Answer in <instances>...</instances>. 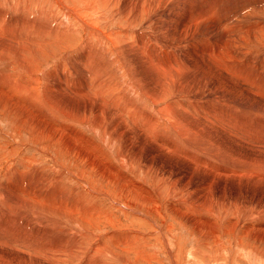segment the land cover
<instances>
[{
	"label": "rangeland",
	"instance_id": "1",
	"mask_svg": "<svg viewBox=\"0 0 264 264\" xmlns=\"http://www.w3.org/2000/svg\"><path fill=\"white\" fill-rule=\"evenodd\" d=\"M193 1L195 2L193 3ZM220 1H222V3ZM240 1L241 0H231V1L230 0H219L220 2L219 4L218 0H217V3H216V0H214V2L213 0H199V1L185 0L187 5L191 8L190 9L191 12H195L196 9H198L196 12H200L201 14H203L202 11H204V14L202 16H204L205 19H207V20H204V18H201V20L197 19L198 21H203L202 25L200 22L196 20L194 24L197 23L196 24L197 28L195 29V25H193L194 28L190 32L191 35L190 34L189 35L192 36L195 31L198 32L197 30L201 32L203 31L202 28L206 27L203 31V33H205V39H207L209 36L211 39L209 38V40H207L210 42H206L205 44H203V46L206 49V52L202 48H198L195 44L191 42L188 43L187 48L182 53H179L177 50L174 51L172 55L176 57L175 68H181V67L192 68L199 59L205 56L204 57L205 59L203 58L201 65L197 66V68L200 67L201 69L198 68L199 70H202V69L205 70L206 71L205 73H207L208 69L213 70L214 68V70H217V69L222 70L224 68V71L226 73L223 70L221 72L224 74L222 75L223 76L222 79L225 78V80H221V76L220 77L218 76V78L222 81V83L225 81L227 82L229 81L230 83L229 82L228 83L230 85H228L227 83L222 84L221 81L219 80L218 83L219 84L221 83V84L220 86L217 84L216 88L217 86H218V89H221L223 87L221 89L222 93L219 92V94L217 93L218 89L215 88L217 92L214 89H211L210 84H209V88H208V85L206 86L207 87L206 89H204L205 87L201 89H196V90L195 88H191V87L186 88L187 90L184 88L186 93L183 91L182 95L186 94L185 99L188 98V100H190L191 98V100L190 101L186 100L187 102L185 100H181L182 102H184L183 107L180 106L179 102L175 103V106H177V108L179 107L181 108V109H176V110L180 114H182L183 118L186 116V118H184V121L186 122L182 120L183 118H181V115L177 113L175 109L173 111L172 106H168L171 113L176 112L177 115H179L177 117L175 113L172 115V118L175 120V118L177 117L176 118L177 120L183 121L186 125L185 126L183 122L179 121L180 123L183 124V125L181 124L180 125L185 130L184 132L177 131L176 133V131H174L175 134H173L169 131L170 133L169 132L163 133L166 137H169V138H170V135L172 134L173 135V136L171 135L172 140H174V135H175V140L177 141L179 140L178 134L179 136H182V138L185 137L184 139H181L185 141V142L183 141L185 144L182 142L181 143L182 147H181V144L180 146L176 145L173 148L174 149L173 153L170 152L168 154L164 152L163 150L157 148L156 145L152 143H148L147 145H145L147 147H145L141 153L137 154L138 156L132 155L133 158H135L133 159L131 155L129 154L134 153V151L130 148L129 150L125 149V145H124V139L126 138L125 136L124 137L117 136L114 131L110 130L109 127H107V125L103 129H100L102 127H99L98 128L99 132H94V131L92 132V130L90 129L91 121H88L85 123L80 122L78 117L77 119L75 118L77 116L76 114L77 112L71 113L72 115L76 114L75 116L73 115L74 118L72 117V115L69 117L64 116L66 117V119L72 118L71 120H65L69 125H72V130L70 127V131L65 130L66 133L65 132L62 133V131H58V128L56 127L54 128V125H53V123L55 122L54 120L58 119V117L56 118L55 114L53 116V113L58 114V111H57L58 107L61 108L63 105L66 108L65 107H62V108L63 109L65 108V110L67 109L66 110L67 112L69 111L68 110L69 106L71 105L75 106V103L69 99L68 94L64 95L66 94L65 92L64 94L62 92L63 95L57 93L58 91H56L57 95L50 94V96L52 97V100L47 105L42 104L43 106L38 103L40 99L39 101L38 99L36 100L34 99V102L37 101L36 104L38 103L40 108L37 106L38 104L36 105L37 106L36 107L35 104H33V102L30 99H28L27 108L29 111L28 110L26 111V122L27 123L23 125V128L22 126H20L19 128L18 120H16L18 118L16 117V115L13 116V114L9 115L8 113H2L0 111V147H1L0 148V185H1L0 188L2 187V189L4 190L5 187L3 186H5V183H7V184H12L11 188L14 191H16V192L12 191L11 192L12 198L10 197L11 199H14L13 197H15V199L13 200L15 205L12 201L7 200V198L3 200L0 197V200H1L0 202L4 203L1 205L3 209L2 210L0 209L1 210L0 211V215H1L0 216V264H3L2 258L8 257L6 248L11 249L8 251L14 252L13 246L11 244H5V242H8L13 239H17L18 241H20V243L24 241L26 244L25 247H27V252H24V253L18 252L16 254V255H19V257L24 256V258L26 259L25 260L26 262L22 263L20 261L21 259H17L16 257H14L13 263L11 264H28V263L30 264H37V263L38 264H89V263L95 264L97 260L96 258L99 255L103 256L102 257L103 261L101 260L100 262L101 264H264V154H263L264 153L263 152L264 151V59H263L264 46L261 47L262 45H264V39H263L264 38V33H263L264 32V26H263L264 25V17H263L264 16V13H263L264 12V9H263L264 0H260V1L259 0H246V1L242 0L241 2ZM244 1L246 2L245 4H244ZM231 3L233 4V8H232ZM222 5H225V6H222ZM216 6L218 7L215 8ZM219 7H221L223 10ZM228 7H231L230 8L231 10H229ZM260 7L261 9H259ZM215 10L217 13L215 12ZM250 10H254V11L256 10V11L250 12ZM257 10L259 11L257 12ZM261 10L263 12H261ZM225 11L230 12V15L229 13L227 14V12ZM241 11H243L244 13H242ZM205 12L208 13L207 17H206ZM209 12L211 13V16L215 13L213 17L209 15ZM146 13H149V11ZM144 14L145 12L143 13V17L145 16ZM222 15L224 16V21H222L221 23L216 22L218 17L223 18ZM172 16L174 18H177V16H174L173 14ZM216 16L217 18H215ZM225 17H232L236 21L232 20L228 22L227 19H225ZM256 18H258V20L259 19L261 20L263 18L262 20L263 25L260 22V20L255 21ZM237 19H240L238 20L239 22H237ZM254 21H255V24H254ZM258 22H260V24ZM228 23L231 25H228ZM236 23L238 24V26H235L237 25ZM121 24H125V22L122 20H120L119 22L111 21L106 28L107 30H110V28L118 30L120 26H122ZM206 24L210 28H208ZM221 24H223L222 25L223 27L221 26ZM233 25L235 26L234 30L231 29L233 28ZM253 26L255 28H251ZM136 28L144 30L143 22H139V24L137 23ZM159 28H162V29H159ZM159 28L157 27V29L155 30L160 31L161 36L157 34L159 32L154 31L155 34H157V36L160 38H162L163 36L166 37L167 32H165L164 28L162 26H159ZM214 28H217V29H214ZM223 28H224V31H223ZM205 30L207 32L209 31L210 34L212 33L211 35L213 36V38L209 33L207 34ZM232 31L233 32L236 31V32L233 33ZM222 33H224L225 36ZM233 34L234 35L236 34V36L234 37ZM257 34L259 36H257ZM206 35H209V36H206ZM216 36L217 37L220 36V37H218V39H215ZM246 36L247 37L249 36V37L247 38ZM250 36H252L251 41H248V39H250ZM165 37L162 39H165ZM224 37L225 39H222ZM40 38H43L46 42H48V44L45 45V49L43 50L42 55L37 60H29L24 55H20L19 57H16V58L10 57L7 59V62L3 60L1 62L2 64L0 63V70H11L10 73L15 76H19V70H28L30 73H27L26 76H27V79L30 81V86L34 87L33 88L34 90L32 92L33 93L35 92L36 97L33 96L35 98H39L37 94L40 95L41 94L40 89L42 88L41 90L43 91L44 86L47 85L48 83L55 84V83H58L60 80L69 79V81H72V83L74 82L73 84H79L85 76V70L78 63V58L82 54L81 53L82 51H79L80 46H81L79 45L80 38L75 40L74 44L77 43L75 46L69 47V48H62L60 50H58L57 48L56 51L48 50V47L53 48V43L51 42L48 35L40 37ZM219 38H221L222 40L221 39L219 40ZM254 39L257 41H255ZM211 40L213 41L211 42ZM214 40H217L216 42H218L217 43L218 45L219 44L220 46L222 45L221 47L219 46L221 49L223 46H224L223 48L225 49L227 47V44L230 42L234 46L232 44L231 45L228 44V45L234 47L235 50L232 47L228 46L225 50V52L226 51L227 52L226 53L222 52L224 50L220 51L221 49L220 50L218 49V45L216 43H213L215 42ZM228 40L229 42H227ZM221 41H223V44ZM224 41L227 43H225ZM256 42H258V44L260 45H257ZM236 44L240 48L239 50H238V47L237 49L235 48L237 46ZM242 46L243 47L245 46V47L243 48ZM228 48L229 50H227ZM216 49L217 51H219V54H217L218 52L216 51ZM241 49H244V50H241ZM249 49L251 50L249 51ZM231 50L232 51L234 50V51L232 52ZM220 52L222 53L220 54ZM244 52H248V53L244 55ZM250 52L252 53L250 54ZM209 53L211 55H209ZM232 53H233V56H231ZM213 54H214L213 56L214 59H212ZM215 54L218 56L220 55V56L217 57L215 56ZM226 54L227 56L225 57ZM235 55L236 57L239 56L237 57L238 60H236L237 58L235 57ZM156 56H159V55L156 53ZM179 56L182 58H179ZM209 56H211V58H209ZM223 56L225 58L224 60H223ZM161 57H165V56H161ZM231 57L232 59L230 60ZM153 60L154 59L150 60V63H152ZM233 60H235V63L237 61V64H235ZM71 61L73 62L68 63ZM138 61L136 60V62ZM241 61H242V64H241ZM128 62L126 61V64L124 65L125 68H128L131 65H132L131 68H135L137 65V69L143 70L142 68H138L139 65L138 63L136 64L135 60L133 61L131 60L129 62L130 65L127 64ZM61 63L63 64V66L68 64L69 66L66 65L67 67H69L68 70H59V66ZM203 63L205 66L201 67L203 66ZM227 63H229L228 65L229 67H227ZM134 64H136L135 67H133ZM139 64H140V67L141 65L143 66L142 62ZM243 64H245L246 66L245 65L242 66ZM211 65L213 66L211 67ZM247 66L251 68L253 71L251 69H248ZM206 67L208 69H206ZM230 67H232V69ZM237 67H238V72L240 73L239 75L236 72ZM241 67L243 69H240ZM72 68L73 69L75 68L76 70H73ZM131 68L130 70L127 69L126 71H128L129 73L130 71H132L130 73L131 75L132 73L135 74L136 70L131 69ZM246 69L248 70V72H246L247 75L249 76V73L251 74L249 77H246V74H245ZM249 70H251L252 73ZM76 71L78 72L77 74L75 73ZM114 71L115 72L118 71V73H120L119 72L120 70H113V72ZM241 71L243 73L242 75H241ZM228 73L230 74L231 77L233 75V77L238 79V82L234 80V82L237 83L236 85L234 84V82L232 83L233 79L235 78L232 77L233 78L232 79L231 77H226L227 75L229 76ZM207 74H209L208 78L212 76L211 72ZM207 74H204L206 75L205 76L206 78H207ZM40 75L42 76L44 75L43 77L45 78H43L42 79L43 81H41V83L38 84L39 86H36L35 83H36L37 77ZM169 75H171V72L168 74V76ZM229 78L232 80H229ZM239 78L243 80H240ZM251 79L253 81L252 83H251ZM242 81L245 83H243ZM224 84L227 87L228 86L229 87L227 88L226 86H224ZM231 85H234V86H231ZM238 85H240V87L242 86L243 87L242 89L244 91L240 89ZM236 86L239 87L238 89L240 90L235 88ZM36 87L38 88V90ZM143 87L146 88L145 81H143ZM156 87H158V90L160 91L162 95H165L168 89L167 80L162 81L161 83L160 81L157 82L155 84V88ZM230 87L232 89H230ZM233 87L234 89H237L238 93L236 92V90L235 92H233ZM247 87L252 88L250 89L251 91L249 90L250 92L249 95H246L248 93ZM35 88L37 91L35 90ZM67 90L68 89H64V91L66 92ZM189 90H191L190 93H189ZM197 90L202 91L203 93L204 91L208 93L209 90H211L212 92L214 90L215 94L210 91L212 95H209V96L211 97H209L206 92H205L206 96H205V93L204 94L201 93L202 95L200 94L197 95V92H198ZM239 91H242V93ZM187 92L191 95L193 94L194 95L193 98L196 96L195 99H193L189 94H187ZM174 93L175 92H173V94L171 93L167 94V96L169 97L165 96V98H163L162 100L164 101L165 99V101L167 100L168 102H170L171 100L173 101L174 99L173 96H175V99L177 97V94L175 93L176 94L175 95ZM228 93L229 95L231 94V96H229ZM234 93L236 96L234 95ZM239 93H241L242 95L241 94L239 95ZM237 94L238 96H240L239 98H237L238 97ZM170 95H172L171 98H170ZM214 95H216V97ZM218 95H220L222 98ZM243 95L244 96L246 95L245 96L246 98ZM54 96L55 98L58 97L57 98L58 100H55ZM61 96H63L61 99H63L65 103L62 100H59ZM65 96H68V99H66L67 97L64 98ZM213 96L215 98H213ZM226 96L228 98L233 96L235 103L232 102L233 101L232 98L230 102V100ZM241 96L246 100L248 98V100L244 101V99L241 98ZM206 97H209V98H206ZM217 97H220V98H217ZM223 97H225V99ZM201 98H203V100ZM213 99L214 101L216 99L215 103H213L214 102ZM197 100H199V102H197ZM222 100L223 101L225 100V102H223ZM163 101H160L159 102L160 104L158 103V107L160 108L166 107V106H163V103L165 105L168 102L165 103V101L164 102ZM218 101L220 104L217 103ZM51 103L52 105L54 104L55 107L57 108L55 109L54 105L51 106ZM56 104H58V106ZM241 104L243 107L241 106ZM29 106L30 107L32 106V107L30 108ZM41 106L43 107V110L45 111L47 107L50 106L48 108V111L50 110V112L46 111L45 113V111L42 110L45 113L44 114L40 110L42 108ZM233 106H236V107H233ZM51 107H53V109ZM185 107L190 110L188 109L185 110ZM38 108L40 111H38ZM183 109L185 112L191 111L192 113L190 112L185 113L184 111H182ZM195 109H197V111ZM30 110H33V111H30ZM51 110H55V111L53 112ZM214 111L215 113L216 112L217 113L215 114ZM47 113L48 115L50 114L53 117H51L50 115L47 116ZM190 114L191 115L194 114L195 116L198 114L199 117L203 115V117L198 118V115H197L196 118L194 119L195 116L193 115L194 116L193 117ZM29 115L30 117L28 119L27 116ZM174 115L175 117H173ZM214 116H217L215 119L216 123H214L215 122V120L213 119L215 118ZM209 117L214 122L212 121L209 122L208 120ZM189 118L190 119L192 118L193 121L190 120ZM30 119H32V121ZM34 119H36L35 122H33ZM201 119H204L203 122H201L202 121ZM219 119H223V120H219ZM45 120H47L46 122H48L47 125L49 126L46 125ZM187 120L189 122L188 126H187V123H188ZM194 120L196 123L194 122ZM217 120H219L220 122ZM29 122L30 123L33 122L32 126L37 127V131H36V128H33L30 126ZM175 122H178V121H175ZM204 122L205 123L208 122L209 126L207 123L205 125ZM221 122H225L224 123L225 125L224 124L222 125ZM227 122H229L228 124L231 123L229 127L228 126L226 127V125H228ZM56 123H58V121ZM191 123H194V124H191ZM195 124H198V125L204 124V127L208 126L207 128H209L211 132L214 129H216V131H218L217 132L218 134L215 133L216 132L215 130H214L215 132L213 131L215 134L213 132L210 133L209 130L206 131L207 128H204L202 125L200 126V128L203 127L205 133L202 131V133H200L199 135V132H201V130L203 129H199L197 125L196 127H198V129L194 128ZM212 124L213 125L216 124L215 127L212 126ZM25 125L26 127L24 128ZM189 125L191 126V128ZM134 126H136L135 123H134ZM231 126L234 129L231 128ZM27 127L30 128V129L28 128L29 131L26 130ZM186 127L187 128L189 127L188 131L186 130L187 129ZM192 127L195 130L194 132L195 133L197 132L196 135L195 133H193ZM105 128L109 130V132ZM17 129H19V131ZM32 129L34 130V132L36 131L38 134L36 135L35 134L36 132L35 133L32 132ZM158 129H159V132L163 131V128L159 127ZM189 129H192V130H189ZM13 130H16V131L14 132ZM101 130H106L105 132L109 134L108 139L111 137V135L112 137L114 136V138L120 137V141L117 142L116 140L114 142L115 144L113 143L111 146L114 152L117 151L116 153H113V151L107 150V148L105 147V144L101 142V138L98 137L99 136L98 133H100ZM196 130H199V132ZM8 131H10V134L11 132H14L11 134V137L14 142L12 141L13 143L10 142V144L6 145L5 143H7V139H8L6 137L8 136L5 135L4 133ZM77 131L79 132L81 131V132L79 133ZM48 132L50 133L51 137L49 136ZM182 132L185 134H181ZM208 132L212 135V137L210 134H208ZM40 133H41V137L43 136L42 137L43 140L39 136ZM46 133L48 135H46ZM167 134H170V135H167ZM122 135H126V133ZM208 135H210V138ZM33 136H35L34 137L35 139L33 138ZM47 136H49V139L47 138ZM54 136L57 138V141H59V143L56 141V138ZM192 136L195 139L198 137L197 140L200 141V143L198 141L197 143H194L196 142V140L194 141ZM201 136H204L205 142H207L205 145L208 144L210 148H208V145L205 147H202V145L204 146L205 142L201 144L202 141H204L202 139L203 137L200 138ZM39 137L42 141L39 139ZM46 139H48L49 141ZM67 139L71 141L67 142L68 141ZM82 140L85 142H83ZM206 140L210 142L208 143V141ZM211 140H213L214 144L211 142ZM92 141H94L96 144H99V147L101 148V150H105L104 155H100V154H95L96 156L92 155L93 150L94 152L96 150L100 152V148L96 149L92 147V144L90 145ZM53 142H55L56 144ZM198 143L201 144V146ZM60 144L61 146L63 144L64 145L61 147ZM195 144L202 147V149L199 152L197 151V149H195L196 151L195 150L193 151V148H196L194 146ZM10 145L16 148L14 152L9 151L11 147ZM81 145L88 146L91 150L88 147L86 148L87 149L86 150L85 147ZM183 145H185L186 147L185 146L183 147ZM187 146L189 148H187ZM3 147H5L6 150ZM120 147H121V150H120ZM233 147H235L236 149H234ZM60 148H63L62 150L63 151L65 150L66 152L65 151L62 152ZM255 148H256V151H254ZM189 149H192V151ZM118 150H120V152H118ZM194 152H196V154ZM211 152L212 154H210ZM250 152L251 153L256 152V153L251 154ZM126 153L128 154L129 157L127 156ZM178 153L179 155L181 154L182 156L181 155L179 156ZM81 154L83 158H81ZM118 154L119 155L122 154L121 156L125 155V158L127 159L126 160L127 162L124 161L125 164L118 160V156H117ZM198 154H200L201 157ZM205 154L206 155L208 154V156H204ZM98 155L100 156V159ZM183 155H187V156H183ZM209 155L211 156V159H208ZM79 158L83 159L84 161L86 160V158H88L91 161L87 159L85 163L83 160ZM99 160H101L102 162L101 161L99 162ZM58 162H61V163L59 164ZM119 162L124 165L120 166L121 164ZM16 163L20 164L19 167ZM100 163L101 165L103 163V166H101ZM58 164L59 166H57ZM211 166H214L215 170L212 169ZM15 168H19V169H16L18 170L19 173L15 171ZM206 170L208 172H206ZM8 171H9L10 177L12 176V174L15 175L11 177L12 179L8 178L4 174V173H8ZM20 171L21 172L23 171L22 172L23 174H21ZM216 171L221 172V173H218ZM217 173L218 175H216ZM222 173H224L225 175L223 176ZM76 174L78 176H76ZM19 176L22 178V180L20 179ZM37 177H39L40 179L43 178V180H40ZM208 177L210 178L212 177V179ZM13 178L14 179L16 178V179L13 180ZM25 178H27V180H25ZM17 179L19 180L20 184L19 183L16 184V182H18ZM23 180H25L24 181L26 182L25 184L23 183ZM28 180L30 183L28 182ZM39 180L42 181L41 184ZM117 181H119L118 182L119 184L117 183ZM36 183L38 185H36ZM27 185L29 186L27 187ZM39 185L41 186L39 187ZM20 186L23 190L28 191L29 195L32 192V194L30 195L31 199L28 195H24V196L20 195L22 198L19 196L20 193L17 192V190H21ZM30 186L32 187L31 189L29 188ZM34 187L36 188L34 189ZM25 188H28V190ZM51 188L52 189L54 188L53 189L54 192L52 191ZM2 189H0V191H3ZM50 189L51 191L49 192ZM57 189H58V192H56ZM46 191L47 193H45ZM34 192H36L37 194ZM59 192L63 193V195L66 194L68 197L66 195H64L65 196L64 197ZM15 193H17V195H15ZM50 193H52L53 196H51ZM49 194L50 196H47ZM44 195H46V198ZM18 196L19 198H21V200L24 198L22 201H24V205L27 204L26 205L28 206L27 208H25L26 206L24 207V205H23L24 207L23 208L15 201ZM32 198L34 201L32 200ZM113 200L122 202L124 204L123 208H121L120 206H116L117 204L115 205V202ZM42 202L44 203L42 204ZM73 203L75 204V206ZM77 203H79L78 206H76ZM44 204H45V207H44ZM12 206H14L13 207L14 210ZM29 206H31L30 207L31 210L29 209ZM36 206H39V207L36 208ZM40 206H43L44 208H40ZM63 206L66 208V210ZM91 206L92 208H90ZM20 208H23L24 211L23 209L20 210ZM46 208H48L49 212L47 211ZM86 208L87 210H85ZM52 209L56 211H53ZM86 212L88 213L86 214ZM32 213L35 216H33ZM54 218L62 219L63 222L60 225L61 227H58V228L59 229L61 228L63 230L65 229L67 233L66 231L64 234L62 232L61 233L58 232L60 230L57 229L58 224L54 222ZM54 224L57 226H55ZM15 234L17 235L15 236ZM111 234H114V236L113 235L111 236ZM108 236H110L112 240H110L111 238H109ZM61 240H63L64 242L62 241L63 243H61ZM125 240L128 242H125ZM110 241H113V242H110ZM56 243H58L57 247H56L57 245ZM114 243H116V245ZM106 246L108 247V249ZM21 248L23 247H19L18 249H21ZM98 250H101V251H98ZM113 253L116 255H113ZM122 257L124 260L122 259ZM7 262L9 263V259Z\"/></svg>",
	"mask_w": 264,
	"mask_h": 264
},
{
	"label": "bare ground",
	"instance_id": "2",
	"mask_svg": "<svg viewBox=\"0 0 264 264\" xmlns=\"http://www.w3.org/2000/svg\"><path fill=\"white\" fill-rule=\"evenodd\" d=\"M192 1V0H191ZM199 1V0H197ZM231 1V0H230ZM242 1V0H241ZM240 1V2H241ZM246 1V0H245ZM244 1V4L246 3ZM260 1V0H259ZM176 2V4H175ZM0 0V63L4 60L5 62H7V59L10 58V57H19L20 55H24L25 57H27L29 60H37L41 55H42V52L43 50L45 49V45L48 44V42H46L43 38H40V37H43V36H46L48 35L51 42L53 43V48L52 47H48V50H60L62 48H69V47H73L75 46L77 43L74 44L75 40H77L78 38H80V41H79V45L80 46V49L79 51H82L81 53V58L79 57L78 58V63L79 65L85 70V76L83 78V80L79 83V84H73L72 81H69V79H65V80H60L58 83H55V84H50L48 83L47 85L44 86V90L41 91V94L37 96L39 98H35L36 94L35 92L33 93L32 91L34 90L33 88L34 87H31L30 86V81L27 79V76L26 74L27 73H30L28 70H19V76H15L13 74L10 73L11 70H0V111L2 113H8L9 115L13 114L16 115V117L18 119V125H19V128L20 126H22L23 128V125L26 122V111L28 110V105H27V100L30 99L33 104H35V106L39 103L40 105L42 104H48L50 103V101L52 100V97L50 96V94H54V95H57V93L59 94H64V92L66 94L64 95H67L69 96V99L75 103V106L71 105H67L69 106L68 107V112L65 110V106L63 105L62 107H65L64 109L61 107H58V114L56 113H53V116L55 114V117L58 119H55L53 125H54V128H58V131H62L66 133V131H70V127H71V130H72V125H69L65 120H71L72 118H68L66 119V117L64 116H71L73 112H77V116L75 117L77 119L80 120V122H88V121H91V130L92 132H99L98 128L99 127H102L100 129H103L106 125L107 127H109L110 130L114 131L116 133L117 136H125L126 138L124 139V145H125V149H132L134 151V153H131L129 155H131V157L133 158L134 155H137L139 153L142 152V150L147 147L145 145H147L148 143H152L154 145H156L157 148L163 150L164 152L166 153H170L174 151V147L177 145L180 146V144L184 141V140H181V139H184L185 137L182 138V136H179L178 134V141L175 140V135H174V140L171 139V135L170 134H167V135H170V138L169 137H166L163 133L165 132H171L173 134H175L174 131H185L181 125H185L184 122V118H186V116L183 118L182 117V114H180L176 109H181L180 107L177 108V106H175V103L179 102L180 103V106L183 107V103L181 100H187V101H190L186 98V92L184 90V88H195L196 89H201L203 87H205L204 89H206L207 85H208V88H209V84H210V87L211 89H214L216 91V89H218V86L216 88V85L218 84L220 86V84L222 83L221 80H225V78L222 79V75H224L221 71L223 70L224 71V68L222 70H209L207 67L206 69L207 70V73L211 72V75L210 78H208L209 74L205 73L206 71L205 70H199L197 66H200L201 63H202V60L203 58L199 59L197 61V63L192 67V68H188V67H181V68H175V64H176V57L172 55V53L174 51H178L179 53H182L186 48H187V45L188 43H193L195 44L198 48H202L205 52H206V49L205 47L203 46V44H205L206 42H210V41H207L209 40L210 36L209 35H206V36H209L207 39H205V33H203L204 29L206 28H202L203 31H199L197 30L198 32H192V36H190V32L192 31V29L194 28L193 25H195V29L197 28V23L194 24V22H196V20L200 19L201 18H204V20H207L205 19L204 16H202L204 14V11H202L203 14H201L200 12H196L198 9H196L195 12H191V8L187 5V3L185 2V0ZM189 2V1H188ZM195 1H193L194 3ZM214 2V0H213ZM219 2V0H218ZM222 3V1H220ZM219 2V4H220ZM208 3V2H207ZM216 3H217V0H216ZM255 3V2H254ZM260 3V2H259ZM206 4V3H205ZM212 4V3H210ZM215 4V3H214ZM232 4V3H231ZM235 4V3H234ZM262 5V4H261ZM202 6V5H201ZM207 6V5H206ZM210 6V5H209ZM222 6H225V5H222ZM251 6V5H250ZM260 6V5H259ZM208 7V6H207ZM218 6H216L215 8H217ZM252 7V6H251ZM257 7V5H256ZM263 7V6H262ZM214 8V9H215ZM221 8V7H219ZM225 8V7H223ZM229 10H231L230 8L231 7H228ZM232 8H233V4H232ZM211 9V8H209ZM213 9V8H212ZM222 9V8H221ZM227 9V8H226ZM248 9V8H247ZM251 9V8H250ZM261 9V7L259 8ZM264 9V8H263ZM208 10V9H207ZM223 10V9H222ZM225 10V9H224ZM234 10V9H233ZM149 13H146L148 12ZM201 11V10H200ZM209 11V10H208ZM207 11V12H208ZM211 11V10H210ZM247 11V10H246ZM251 11H254V10H250ZM256 11V10H255ZM254 11V12H255ZM259 10H257L258 12ZM145 12V16L143 17V13ZM216 12V10H215ZM227 12V11H225ZM242 13H244L243 11H241ZM261 12H263L261 10ZM217 13V12H216ZM229 13L230 15V12H227V14ZM264 13V12H263ZM262 13V15H263ZM172 14L174 16H177V18H174L172 16ZM206 17L208 15V13H206ZM213 14V13H212ZM215 14V13H214ZM213 14V15H214ZM233 14V13H232ZM261 14V13H260ZM209 15L211 16V13L209 12ZM213 15L211 17H213ZM221 15V14H220ZM224 15V14H223ZM222 15V16H223ZM235 15V14H234ZM237 15V14H236ZM221 16V17H222ZM227 16V15H226ZM239 16V15H238ZM243 16V15H242ZM143 17V18H142ZM252 17V16H251ZM264 17V16H263ZM209 18V16H208ZM217 18V16L215 17ZM236 18V17H235ZM253 18V17H252ZM225 19H227V21H236L235 19H233L232 17H225ZM242 19V18H241ZM255 19V17H254ZM120 20L124 21L125 24H121L122 26H120V28L118 30H115V29H111L110 30H107V26L108 24L111 22V21H117L119 22ZM197 20V21H198ZM213 20V19H212ZM238 20L240 19H237V22H239ZM251 20V19H250ZM260 20V19H259ZM258 18H256L255 21H259ZM262 20L263 18L260 20V22L262 23ZM224 21V16L223 18H220L218 17L216 22H222ZM225 21V22H227ZM255 21H254V24H255ZM139 22H143V25H144V30L142 29H139V28H136V25L137 23L139 24ZM201 23L202 25V22L203 21H198ZM215 22V21H214ZM260 22H258L260 24ZM199 23V24H200ZM245 23V22H244ZM253 23V22H252ZM257 23V24H258ZM205 24V23H203ZM234 24V23H233ZM237 24V23H236ZM247 24V22H246ZM207 25V24H206ZM210 25V24H209ZM212 25V24H211ZM223 24H221L222 26ZM228 25H231L228 23ZM251 25V24H250ZM263 25V23H262ZM159 26H162L165 30V32H167V36H163L162 38L165 37V39H162L160 37L157 36V34L159 36L160 35V31H157L155 29H157V27L159 28ZM219 26V25H218ZM217 26V27H218ZM235 26H238L235 25ZM235 26L233 25V28H230L231 29H235ZM252 26V25H251ZM264 26V25H263ZM146 27V28H145ZM199 27V26H198ZM208 27V25H207ZM215 27V26H214ZM223 27V26H222ZM226 27V25H225ZM224 27V28H225ZM261 27V26H260ZM201 28V27H200ZM199 28V29H200ZM210 28V27H208ZM224 28H223V31H224ZM228 28V27H227ZM251 28H255L254 26L251 27ZM259 28V27H258ZM159 29H162V28H159ZM213 29V28H212ZM214 29H217V28H214ZM239 29V28H238ZM201 30V29H200ZM221 30V28H220ZM219 30V31H220ZM247 30V29H246ZM259 30V29H257ZM159 32L157 34H155V32ZM194 31V30H193ZM206 31V30H205ZM227 31V30H226ZM229 31V29H228ZM231 31V30H230ZM240 31V30H239ZM238 31V33H239ZM249 31V30H248ZM207 32V31H206ZM211 32V31H210ZM218 32V31H216ZM233 32V31H232ZM236 32V31H234ZM233 32V33H234ZM242 32V31H241ZM245 32V31H244ZM164 33V32H163ZM209 33V31L207 32V34ZM221 33V32H220ZM227 33V32H226ZM230 33V32H229ZM228 33V34H229ZM249 33V32H248ZM256 33V32H255ZM264 33V32H263ZM190 34V35H189ZM210 34V33H209ZM212 34V33H211ZM210 34V35H211ZM224 34V33H222ZM221 34V35H222ZM166 35V34H165ZM217 35V33H216ZM227 35V34H226ZM234 35V34H233ZM243 35V34H242ZM247 35V34H246ZM250 35V34H249ZM261 35V33H260ZM212 36V35H211ZM215 36V35H214ZM225 36V34H224ZM236 36V34L234 35V37ZM241 36V34H240ZM257 36H259L257 34ZM220 37V36H218ZM218 37L216 36L215 39H218ZM247 37V36H246ZM249 37V36H248ZM247 37V38H248ZM251 37L250 36V39H248V41H251ZM213 38V36H212ZM229 38V37H228ZM227 38V39H228ZM231 38V37H230ZM239 38V37H238ZM256 38V37H254ZM259 38V37H258ZM188 39V40H187ZM211 39V38H210ZM221 38H219L220 40ZM222 39H225L222 38ZM221 39V40H222ZM264 39V38H263ZM239 40V39H238ZM255 40V39H254ZM261 40V39H260ZM213 40H211L212 42ZM215 42L213 43H218L216 42L217 40H214ZM231 41V40H230ZM257 41V40H255ZM222 44H223V41H221ZM225 42V41H224ZM229 42V40L227 41ZM225 42V43H227ZM245 42V41H244ZM247 42V41H246ZM263 42V41H262ZM260 43V42H259ZM212 44V43H210ZM229 45H231L232 43H228ZM227 44V47L229 46ZM243 44V43H242ZM246 44V43H245ZM250 44V42H249ZM257 45H260L258 44V42H256ZM263 44V43H262ZM218 45V44H217ZM226 45V44H225ZM233 45V44H232ZM237 45V44H236ZM210 46V45H209ZM212 46V45H211ZM220 44L218 45V49L220 50L221 46ZM234 46V45H233ZM264 45H262L261 47H263ZM224 47V46H223ZM222 47V52H225L226 48L224 49ZM229 47H232V46H229ZM238 45L235 47L237 49ZM243 47V46H242ZM241 47V48H242ZM245 47V46H244ZM243 47V48H244ZM260 47V48H261ZM234 49V47H232ZM247 48V47H246ZM259 48V47H258ZM240 48L238 47V50ZM264 49V48H263ZM214 50V49H213ZM229 50V48L227 49ZM235 50V49H234ZM233 50V51H234ZM241 50H244V49H241ZM247 50V49H246ZM251 49H249L250 51ZM211 51V50H210ZM217 51V49H216ZM232 51V50H231ZM232 51V52H233ZM77 52V51H76ZM219 54V51H217ZM220 52V54L222 53ZM227 52V51H226ZM225 52V53H226ZM236 52V51H235ZM240 52V51H239ZM243 52V51H242ZM262 52V50H261ZM156 53L159 55V56H156ZM216 53V52H215ZM248 52H244V55L247 54ZM252 52H250L251 54ZM68 54V53H67ZM76 54V53H75ZM78 54V53H77ZM80 54V53H79ZM261 54V53H260ZM263 54V53H262ZM209 55H211L209 53ZM243 55V54H242ZM258 55V54H257ZM264 55V54H263ZM68 56V55H67ZM66 56V57H67ZM161 56H165V57H161ZM208 56V55H207ZM214 54L212 55V59L213 58ZM215 56L219 57L218 55L215 54ZM227 56V54L225 55V57ZM233 56V53L232 55ZM74 57V56H73ZM124 57V58H123ZM230 57V56H229ZM236 57V55H235ZM234 57V58H235ZM239 57V56H237ZM236 57V58H237ZM245 57V56H244ZM260 57V56H258ZM179 58H182L179 56ZM209 58H211V56H209ZM208 58V59H209ZM152 63H150V60H152ZM205 59V58H204ZM207 59V57H206ZM224 56H223V60H224ZM232 59V57L230 58V60ZM240 59V58H239ZM264 59V57H263ZM63 60V59H62ZM133 61L136 60L138 62H136V64L138 63L139 67L138 68H142L143 70H140V69H137V65L134 64L133 67H135L136 65V69L135 68H131L128 67V68H125L124 65L126 64V61L130 62V61ZM219 60V59H218ZM229 60V61H230ZM238 60V58L236 59ZM210 61V60H208ZM221 61V60H220ZM234 63H235V60H233ZM232 61V63H233ZM73 61L71 62H68V63H72ZM76 62V61H75ZM129 62L127 64H129ZM143 64V66L141 65L140 67V64L141 63ZM213 62V61H212ZM216 62V61H215ZM214 62V63H215ZM239 62V61H238ZM66 63V62H65ZM133 63V62H131ZM207 63V62H206ZM211 63V62H210ZM2 64V63H1ZM218 64V62H217ZM216 64V65H217ZM221 64V63H220ZM223 64V63H222ZM237 64V61L236 63ZM240 64V63H238ZM241 64H242V61H241ZM67 66H69L68 64H66ZM63 66V64L61 63L60 66H59V70H68L69 67L67 66ZM130 65V64H129ZM229 63H227V67ZM231 65V64H230ZM233 65V64H232ZM245 64H243L242 66H244ZM7 66V65H6ZM78 66V65H76ZM204 63H203V66L201 67H204ZM209 66V64H208ZM213 65H211L212 67ZM215 66V65H214ZM218 66V65H217ZM216 66V67H217ZM222 66V65H221ZM237 66V65H235ZM246 66V65H245ZM2 67V66H1ZM5 67V66H4ZM75 67V65H74ZM223 67V66H222ZM9 68V67H8ZM71 68V67H70ZM111 68V69H110ZM131 69H134L136 70V73L132 75L130 74L132 71H130V73L128 71H126L127 69L130 70ZM194 68V69H193ZM232 69V67H230ZM234 68V66H233ZM248 69H251L247 66ZM73 69V68H72ZM145 69V70H144ZM147 69V70H146ZM168 69V70H167ZM201 69V68H200ZM212 69V68H211ZM228 69V68H227ZM230 69V70H231ZM240 69H243L242 67ZM42 70V69H41ZM71 70V69H70ZM73 70H76L75 68ZM72 70V71H73ZM80 70V69H79ZM112 70V71H110ZM113 70H120L118 73L117 72H113ZM127 72H125V71ZM252 70V69H251ZM249 70V71H251ZM40 71V70H39ZM78 71V70H77ZM75 72L76 74L79 72ZM83 71V70H82ZM110 71V72H109ZM209 71V72H208ZM232 71V70H231ZM234 71V70H233ZM245 71V70H244ZM253 71V70H252ZM251 71V73H252ZM135 72V71H134ZM171 72V75L168 76V74ZM204 72V73H203ZM225 72V71H224ZM230 72V71H228ZM238 75L240 74L238 72V67H237V71ZM248 70L246 69L245 71V74H246V77H249L251 74L249 73V76L247 75ZM62 73V72H61ZM73 73V74H75ZM80 73V72H79ZM83 73V72H82ZM226 73V72H225ZM41 74V73H40ZM71 74V73H70ZM72 74V75H73ZM81 74V73H80ZM79 74V75H80ZM204 74H207V78L205 77L206 75ZM229 74V73H228ZM242 71H241V75H242ZM244 74V76H245ZM46 75V73H45ZM82 75V74H81ZM235 75V74H234ZM44 76V75H43ZM42 75L38 76L37 77V80H36V83L35 85L36 86H39L38 84L41 83V81H43L42 79L45 78L43 77ZM52 76V74H51ZM74 76V75H73ZM218 76L220 77L221 76V80L218 78ZM242 76V77H244ZM47 77V76H46ZM55 77V76H54ZM75 77V76H74ZM73 77V78H74ZM225 77V76H224ZM226 77H231L230 74L229 76L227 75ZM233 77V75H232ZM231 77V78H232ZM241 77V76H240ZM48 78V77H47ZM46 78V79H47ZM53 78V77H52ZM81 78V77H80ZM235 78V77H233ZM232 78V79H233ZM253 78V77H252ZM210 79V80H209ZM227 79V78H226ZM229 78V80H232ZM240 79V78H239ZM245 79V78H244ZM167 80V85H168V89H167V93L165 95H162L160 93V91L158 90V87L155 88V84L157 82L160 81V83L162 81H165ZM221 81V83L219 84L218 81ZM228 80V79H227ZM234 80L236 82H238V79L235 78L233 79L232 83L234 82ZM240 80H243V79H240ZM51 81V80H50ZM56 81V80H55ZM54 81V82H55ZM143 81H145V86L146 88L143 87ZM246 81V80H245ZM248 81V80H247ZM53 82V81H52ZM229 82V81H228ZM227 81L223 82V83H227L228 85H230ZM234 82V84L236 85L237 83ZM243 82V81H242ZM241 82V83H242ZM252 79H251V83H252ZM222 83V84H223ZM245 83V82H243ZM249 83V82H248ZM46 84V83H45ZM240 84V82H239ZM32 85V84H31ZM44 85V84H43ZM249 85V84H247ZM251 85V84H250ZM224 86H226L224 84ZM231 86H234V85H231ZM240 87V85H238ZM245 86V85H244ZM56 87V88H54ZM222 87V85H221ZM227 87V86H226ZM224 87V88H226ZM229 87V86H228ZM227 87V88H228ZM239 87H235V88H239ZM249 87V86H248ZM247 87V88H248ZM252 87V86H250ZM37 88V87H36ZM35 88V90H36ZM141 88V89H140ZM216 88V89H215ZM220 88V87H219ZM223 88V87H222ZM221 88V89H222ZM243 87L241 86L240 89H242ZM246 88V89H247ZM254 88V87H253ZM64 89H68L67 92L64 91ZM203 89V90H204ZM221 89H218V94L219 92L222 93V90ZM230 89H232L230 87ZM229 89V90H230ZM237 89H234L233 87V92H237ZM238 89V90H240ZM245 89V90H246ZM252 89V88H248L247 89V94L246 95H249V90ZM38 90V88H37ZM36 90V91H37ZM145 92H143V91ZM187 90V89H186ZM209 90L208 93L206 91H204V93L206 92L209 95H212V93L215 94V92ZM227 90V89H226ZM243 90V89H242ZM56 91H58L56 93ZM69 91V93H68ZM183 91L185 92L184 94L185 95H182ZM191 90H189V93H190ZM194 91V90H193ZM198 91V90H197ZM196 91V92H197ZM211 91V92H210ZM244 91V90H243ZM251 91V90H250ZM173 92H175L177 94V97L175 99V96H173V101L169 100L170 102H168L167 100L165 101L168 102L164 105L163 103V106H166L164 108H160L158 107V103L160 101H163L162 99L166 97H169L167 96V94L171 93L173 94ZM210 92V93H209ZM228 92V91H227ZM226 92V94H227ZM232 92V91H231ZM242 93V91H239ZM38 93V92H37ZM174 93V94H175ZM187 92V94H189ZM195 93V92H194ZM201 93H203L202 91H198L197 92V95H202ZM203 93V94H204ZM206 93H205V96H206ZM216 93V95H217ZM225 93V92H224ZM238 93V92H237ZM239 93V95L241 94ZM62 94V95H63ZM175 94V95H176ZM196 94V93H195ZM225 94V95H226ZM244 94V93H243ZM118 97H116V96ZM192 98H193V94H189ZM187 95V96H189ZM216 95H214L216 97ZM224 95V96H225ZM229 95V93H228ZM235 95V93H234ZM242 95V94H241ZM245 95V96H246ZM35 96V97H33ZM60 96V95H58ZM68 96H65L64 98L68 99ZM151 96V97H150ZM204 96V97H205ZM213 96V98H215ZM220 96V95H218ZM231 96V94L229 95ZM236 96V95H235ZM238 96V94H237ZM244 96V95H243ZM244 96V97H245ZM251 96V95H250ZM63 96L60 97L59 100H62L64 102L63 99H61ZM153 97V98H152ZM172 97V95H170V98ZM196 97V96H195ZM195 97L193 99H195ZM201 97V96H200ZM199 97V98H200ZM203 97V98H204ZM211 97V96H209ZM209 97H206V98H209ZM221 97V96H220ZM220 97H217V98H220ZM227 97V96H226ZM240 96H238L237 98H239ZM248 97V96H247ZM253 97V96H252ZM58 98V97H57ZM57 98H55L54 96V99L55 100H58ZM169 98V99H170ZM203 98H201L203 100ZM222 98V97H221ZM225 99V97H223ZM228 98V97H227ZM231 98H232V102H234L235 100L233 99V96L228 98L231 102ZM236 98V97H234ZM241 98H243L241 96ZM240 98V99H241ZM246 98V97H245ZM34 99H40V101L36 104V102H34ZM168 99V98H167ZM197 99V98H196ZM205 99V98H204ZM227 99V100H228ZM244 99V98H243ZM206 100V99H205ZM204 100V102H205ZM211 100V99H210ZM228 100V101H229ZM238 100V99H237ZM236 100V101H237ZM248 100V98H247ZM246 99H244V101H247ZM67 101V100H65ZM163 101V102H164ZM186 101V102H187ZM193 101V100H192ZM196 101V100H195ZM201 101V100H200ZM214 101V99H213ZM216 101V99H215ZM215 101L213 103H215ZM221 101V100H220ZM223 101V100H222ZM227 101V102H228ZM41 102V103H40ZM57 102V101H56ZM60 102V101H59ZM194 102V101H193ZM197 102H199V100H197ZM212 102V101H211ZM210 102V103H211ZM225 102V100L223 101ZM249 102V101H248ZM65 103V102H64ZM174 103V104H173ZM178 103V104H179ZM219 103V101L217 102ZM222 103V102H221ZM235 103V102H234ZM239 103V101H238ZM241 103V102H240ZM29 104V103H28ZM39 104L37 105L39 108ZM69 104V103H68ZM160 104V103H159ZM188 104V103H186ZM220 104V103H219ZM230 104V103H229ZM50 105V104H49ZM54 105V104H53ZM52 103H51V106H53ZM58 106V104H56ZM60 105V104H59ZM175 108H174V106ZM195 105V104H194ZM218 105V104H217ZM226 105V104H225ZM234 105V104H233ZM34 106V105H33ZM36 106V107H37ZM43 106V105H42ZM41 106V107H42ZM45 106V105H44ZM162 106V107H163ZM168 106H172L173 108V111L174 109L177 111V113H179L181 115V118H183L182 120L184 121H180V120H177L176 118L179 116L177 115L176 112L174 113H171L170 112V109L168 108ZM179 106V105H178ZM207 106V105H206ZM220 106V105H219ZM223 106V105H222ZM232 106V105H231ZM242 106V104H241ZM30 107V106H29ZM32 107V106H31ZM30 107V108H31ZM50 106L45 107L46 111L47 112H50V110L48 111V108ZM55 107V105H54ZM194 107V106H193ZM233 107H236V106H233ZM238 107V106H237ZM243 107V106H242ZM38 108V111H42L43 110V107L39 110ZM53 109V107H51ZM57 107H55L56 109ZM191 108V106H190ZM195 108V107H194ZM192 108V109H194ZM220 108V107H219ZM34 109V107H33ZM188 108L185 107V110H187ZM191 109V110H192ZM222 109V108H221ZM36 110V109H35ZM190 110V109H188ZM197 111V109H195ZM194 110V111H195ZM214 110V108H213ZM29 111V110H28ZM30 111H33V110H30ZM37 111V110H36ZM37 111V112H38ZM45 111V110H43ZM42 111V112H43ZM45 111V113H46ZM51 111H55V110H51ZM184 111V109L182 110ZM195 111V112H196ZM222 111V110H220ZM250 111V110H249ZM20 112V113H19ZM36 112V114H37ZM41 112V114H42ZM185 112V111H184ZM183 112V113H184ZM192 113L191 111H186L185 113ZM193 112V113H195ZM219 112V111H218ZM31 113V112H30ZM33 113V112H32ZM44 113V112H43ZM44 113V114H45ZM70 113V114H69ZM144 113V114H142ZM176 113V118L175 120L172 118V115ZM215 113V111H214ZM217 113V112H216ZM215 113V114H216ZM220 113V112H219ZM225 113V111H224ZM223 113V114H224ZM232 113V112H231ZM76 114H73L74 116ZM212 114V113H211ZM227 114V113H226ZM4 115V114H3ZM50 115V114H49ZM48 113H47V116H49ZM72 115V117H73ZM186 115V114H185ZM191 115V114H190ZM194 115V114H193ZM191 115V116H193ZM198 115V114H197ZM196 115V116H197ZM210 115V114H209ZM213 115V114H212ZM211 115V117H212ZM51 116V115H50ZM51 116V117H53ZM195 116V115H194ZM193 116V117H194ZM196 116L194 117V119L196 118ZM201 116V114H200ZM207 116V115H206ZM204 116V117H206ZM229 116V115H228ZM28 119L30 117L27 116ZM45 117V116H44ZM175 117V115L173 116ZM188 117V116H187ZM203 117V115L201 116ZM199 117L198 115V118H201ZM215 118H213L214 120L216 119L217 116H214ZM222 117V115H221ZM40 118V117H39ZM50 118V117H49ZM74 118V117H73ZM197 118V119H198ZM210 118V117H209ZM209 122L212 121L214 122L211 118L209 119ZM44 119V118H42ZM46 119V118H45ZM180 119V118H178ZM190 119V118H189ZM228 119V118H227ZM231 119V117H230ZM32 121V119H30ZM29 120V121H30ZM36 119H34L33 122H35ZM41 120V119H40ZM50 120V119H49ZM53 120V119H52ZM51 120V121H52ZM190 120L193 121V119L191 118ZM189 120V121H190ZM199 120V119H198ZM202 120V121H201ZM200 121L203 122L204 119H201ZM206 120V121H208ZM219 120H223V119H219ZM217 120V121H219ZM44 121V120H43ZM47 120H45L46 122ZM50 121V122H51ZM58 121V123H56ZM175 121H178V122H175ZM183 122L180 123V122ZM191 121V122H192ZM197 121V120H196ZM199 121V122H200ZM32 123L29 122L30 126H32ZM37 122V121H36ZM73 122V121H72ZM188 122V120H187ZM195 122V120H194ZM211 122V123H212ZM220 122V121H219ZM217 122V123H219ZM17 123V122H16ZM48 122H46V125H47ZM134 123L136 124V126H134ZM196 123V122H195ZM209 126V123L206 122ZM206 123L204 122V124L206 125ZM216 123V120L215 122ZM222 125L225 123V122H221ZM229 122H227L228 124ZM233 123V122H232ZM28 124V125H29ZM77 124V123H76ZM181 124V125H180ZM189 122L187 123V126H188ZM191 124H194V123H191ZM199 124V123H198ZM198 124H195L193 127L194 128H197L199 127V129H203L204 127V124H201V125H198ZM17 125V124H16ZM17 125V126H18ZM27 125V124H26ZM26 125L24 126V128L26 127ZM45 125V127H46ZM196 125L198 127H196ZM202 128H200V126H202ZM216 124H212V126L215 127ZM225 125V124H224ZM230 124L226 125V127L230 126ZM49 126V125H47ZM186 126V125H185ZM190 126V125H189ZM208 126H205L204 128H207ZM236 126V125H235ZM247 126V125H246ZM41 127V126H40ZM163 128V131L162 132H159V129L158 128ZM184 127V126H183ZM192 127V129H193ZM211 127V126H210ZM223 127V126H222ZM225 127V126H224ZM16 128V127H15ZM21 128V129H22ZM29 127H27L26 130H28ZM33 128H36V131H37V127H33ZM43 128V127H42ZM48 128V127H47ZM51 128V127H50ZM53 128V126H52ZM187 128V127H186ZM189 128V127H188ZM188 128L186 129L188 131ZM191 128V126H190ZM231 128H233L231 126ZM12 129V128H11ZM30 129V128H29ZM106 129V128H105ZM192 129H189V130H192ZM211 129V128H210ZM225 129V128H224ZM234 129V128H233ZM19 131V129H17ZM25 130V129H24ZM39 130V129H38ZM44 130V129H43ZM53 130V129H52ZM57 130V129H56ZM66 130V131H65ZM74 130V129H73ZM88 130V128H87ZM107 130V129H106ZM106 130H101L100 133H98V137L101 138V142H103L105 144V147L107 148V150L109 151H113L111 146L112 144L117 140L120 141V137H116L114 138V136L112 137L111 133V137L108 139V135L107 132H105ZM209 130V128L206 129V131ZM216 131V129H214ZM213 130V131H214ZM12 131V130H11ZM14 132L16 130H13ZM17 131V132H18ZM29 131V130H28ZM35 131V132H36ZM45 131V130H44ZM50 131V130H49ZM57 131V132H58ZM104 131V132H103ZM109 132V130H107ZM111 131V132H112ZM195 130L193 129V133ZM199 132V130H196ZM202 131L204 132V129L201 130V132H199V135L200 133H202ZM212 131V132H213ZM214 131V132H215ZM14 132H11L14 133ZM32 132H34V130L32 129ZM34 132V133H35ZM39 132V131H38ZM52 132V131H51ZM79 132V131H77ZM81 132V131H80ZM79 132V133H80ZM113 132V133H114ZM169 132V133H170ZM179 132V133H180ZM181 133V134H185V133ZM210 133L211 130H209ZM208 132V134H210ZM213 132V133H214ZM218 131H216L215 133H217ZM222 132V131H220ZM219 132V133H220ZM230 132V131H229ZM247 132V131H246ZM45 133V132H43ZM49 133V132H48ZM53 133V132H52ZM51 133V134H52ZM72 133V132H71ZM75 133V132H74ZM78 133V134H79ZM126 133V135H122ZM192 133V131H191ZM197 133V132H196ZM195 133V135H196ZM205 133V132H204ZM214 133V134H215ZM5 135H7L8 138L7 139V143H5L6 145L7 144H10L13 143V139L11 137V134H10V131L8 132H5L4 133ZM18 134V133H17ZM16 134V135H17ZM20 134V133H19ZM33 134V133H32ZM36 135L38 134L37 132L35 133ZM77 134V133H76ZM101 134V136H100ZM218 134V133H217ZM216 134V135H217ZM231 134V133H230ZM233 134V133H232ZM237 134V133H236ZM3 135V134H2ZM15 135V136H16ZM46 135H48L46 133ZM194 135V134H193ZM194 135V136H195ZM207 135V134H206ZM204 135V136H206ZM211 135V134H210ZM210 135L209 138H210ZM13 136V135H12ZM41 137V133L39 135ZM45 136V135H44ZM49 136H50V133H49ZM49 136H47V138L49 139ZM53 136V135H52ZM56 136V135H55ZM54 136V137H55ZM58 136V135H57ZM65 136V135H64ZM85 136V135H84ZM83 136V137H84ZM173 136V135H172ZM177 136V135H176ZM184 136V135H183ZM204 136H201L200 138H202L204 141H202L201 144H203V142H205V138ZM35 136H33L34 138ZM38 137V136H36ZM39 137V139H40ZM43 137V136H42ZM41 137V138H42ZM51 137V136H50ZM193 137V136H192ZM196 137V136H195ZM212 137V135H211ZM215 137V135H214ZM56 138V137H55ZM67 138V137H66ZM65 138V139H66ZM70 138V137H69ZM68 138V139H69ZM78 138V137H77ZM81 138V136H80ZM91 138V137H90ZM177 138V137H176ZM35 139V138H34ZM37 139V138H36ZM46 139V140H48ZM53 139V138H52ZM64 139V138H63ZM67 139V140H68ZM79 139V138H78ZM194 141L196 140V142L194 143H197V139L198 137L195 139L193 137ZM17 140V139H16ZM41 140V139H40ZM43 140V138H42ZM41 140V141H42ZM54 140V139H53ZM60 140V139H59ZM62 140V139H61ZM65 140V141H67ZM72 140V138H71ZM70 140V141H71ZM84 140V139H83ZM82 140V141H83ZM86 140V139H85ZM123 140V139H122ZM187 140V139H186ZM209 140V139H208ZM206 140V141H208ZM13 141V142H12ZM49 141V140H48ZM56 141H57V138H56ZM55 141V142H56ZM69 140L67 142H70ZM88 141V140H87ZM100 141V140H99ZM2 142V141H1ZM36 142V141H35ZM53 142V143H55ZM59 143V141H57ZM64 142V140H63ZM78 142V141H77ZM81 142V141H80ZM85 142V141H83ZM185 142V141H184ZM183 142V143H184ZM200 143V141H198ZM210 141H208L209 143ZM211 142L213 143V140H211ZM18 143V142H17ZM190 143V142H189ZM188 143V144H189ZM198 143V144H199ZM207 142L204 143V146L202 145V147H205L207 145H205ZM56 144V143H55ZM65 144V143H64ZM63 144V145H64ZM67 144V143H66ZM92 144V147L98 149L100 148L99 147V144H96L94 141H92V143H90V145ZM115 144V143H114ZM185 144V143H184ZM187 144V145H188ZM193 144V143H192ZM201 144H199L201 146ZM211 144V143H210ZM214 144V143H213ZM16 145V144H15ZM58 145V144H57ZM62 145V146H63ZM68 145V144H67ZM76 145V144H75ZM80 145V144H79ZM78 145V146H79ZM89 145V146H90ZM199 145H194L196 148H193V151L195 149H197V151L199 152L202 147H200ZM236 145V144H235ZM238 145V144H237ZM11 146V145H10ZM17 146V145H16ZM61 146V144H60ZM61 146V147H62ZM81 146H84L85 149L88 147V146H85V145H81ZM152 146V145H151ZM185 145H183L184 147ZM190 146V145H189ZM193 146V147H194ZM215 146V145H213ZM20 147V146H19ZM67 147V146H66ZM91 147V146H90ZM110 147V148H109ZM134 147V148H133ZM181 147H182V144H181ZM186 147V146H185ZM192 147V146H191ZM1 148V147H0ZM5 150L6 148L3 147ZM9 148V147H8ZM21 148V147H20ZM77 148V147H76ZM82 148V147H81ZM89 148V147H88ZM187 148H189L187 146ZM186 148V149H187ZM208 148L209 145H208ZM212 148V146H211ZM234 149H236L235 147H233ZM248 148V147H247ZM16 148L14 147H10V152H14ZM22 149V148H21ZM61 150L63 148H60ZM66 149V148H65ZM68 149V148H67ZM70 149V148H69ZM79 149V148H78ZM90 149V148H89ZM88 149V150H89ZM178 149V148H177ZM182 149V148H181ZM199 149V150H198ZM207 149V148H206ZM204 149V150H206ZM240 149V147H239ZM251 149V148H250ZM254 149V148H253ZM40 150V149H39ZM72 150V149H71ZM80 150V149H79ZM78 150V151H79ZM87 150V149H86ZM91 150V149H90ZM120 150H121V147H120ZM120 150H118V152H120ZM124 150V149H123ZM192 151V149H189ZM238 150V149H237ZM65 151V150H64ZM62 150V152H64ZM102 151V152H101ZM104 151L105 150H101L100 148V152L98 150H96L94 152L93 150V156L95 154H100V155H104ZM131 151V150H130ZM196 151V150H195ZM209 151V150H208ZM207 151V152H208ZM212 151V149H211ZM251 151V150H250ZM256 151V148L255 150ZM262 151V150H261ZM260 151V152H261ZM66 152V151H65ZM72 152V151H71ZM70 152V153H71ZM107 152V151H106ZM117 152V151H116ZM113 151V153H116ZM123 152V151H122ZM184 152V151H183ZM214 152V151H213ZM264 152V151H263ZM8 153V152H7ZM73 153V152H72ZM89 153V152H87ZM128 153V151H127ZM126 153V154H127ZM180 153V151H179ZM178 153V155H179ZM196 154V152H194ZM204 153V151H203ZM239 153V152H238ZM251 153V152H250ZM256 153V152H255ZM255 153H251V154H255ZM6 154V153H4ZM75 154V153H74ZM73 154V155H74ZM107 154V153H106ZM184 154V153H183ZM212 154V152L210 153ZM246 154V153H245ZM259 154V153H258ZM264 154V153H263ZM80 155V154H79ZM122 155V154H121ZM121 155H117L118 156V160L123 162L126 161L127 159L125 158V155L121 156ZM133 155V156H132ZM181 155V154H180ZM179 155V156H180ZM200 155V154H198ZM10 156V155H9ZM85 156V154H84ZM87 156V155H86ZM89 156V155H88ZM96 156V155H95ZM99 156V155H98ZM97 156V157H98ZM116 156V157H117ZM128 156V154H127ZM138 156V155H137ZM178 156V157H179ZM182 156V155H181ZM183 156H187V155H183ZM204 156H208V154L204 155ZM258 156V155H257ZM129 157V156H128ZM201 157V155H200ZM246 157V156H245ZM262 157V156H261ZM78 158V156H77ZM81 158L82 157V154H81ZM79 158V159H81ZM103 158V157H101ZM187 158V157H186ZM88 158H86L87 160ZM97 159V158H96ZM99 159H100V156H99ZM106 159V158H105ZM135 159V158H133ZM175 159V158H174ZM182 159V158H181ZM208 159H211V156L209 155V158ZM83 160V159H81ZM85 160V161H86ZM90 160V159H88ZM103 160V159H102ZM117 160V161H118ZM261 160V159H260ZM84 161V160H83ZM84 161V162H85ZM91 161V160H90ZM89 161V162H90ZM93 161V160H92ZM101 160H99L100 162ZM102 162V161H101ZM106 162V161H105ZM108 162V161H107ZM127 162V161H126ZM21 163V162H20ZM24 163V162H23ZM29 163V162H28ZM33 163V162H32ZM59 164L61 162H58ZM86 163V162H85ZM98 163V162H97ZM120 163V162H119ZM260 163V162H259ZM17 164V163H16ZM31 164V163H30ZM59 164L57 166H59ZM122 165V163H120ZM18 167L20 164H17ZM22 165V164H21ZM55 165V164H54ZM94 165V164H93ZM101 165V163H100ZM112 165V164H111ZM119 165V164H118ZM117 165V166H118ZM15 166V165H13ZM97 166V165H96ZM103 166V163L102 165ZM119 166V167H120ZM22 167V166H20ZM62 167V166H61ZM124 167V166H123ZM206 167V166H205ZM13 168V167H11ZM63 168V167H62ZM196 168V167H195ZM204 168V167H203ZM207 168V167H206ZM212 169L215 170L214 166H211ZM16 169H19V168H15V171L18 172V170ZM22 169V168H21ZM24 169V168H23ZM28 169V168H27ZM32 169V168H31ZM67 169V168H66ZM208 169V168H207ZM246 169V168H245ZM11 170V169H10ZM53 170V169H52ZM65 170V168H64ZM141 170V169H140ZM147 170V169H146ZM205 170V169H204ZM210 170V168H209ZM213 170V172H214ZM29 171V170H28ZM145 171V170H144ZM200 171V170H199ZM203 171V170H202ZM7 172V171H6ZM11 172V171H10ZM21 172V171H20ZM23 172V171H22ZM21 172V174H23ZM137 172V171H136ZM146 172V171H145ZM206 172H208L206 170ZM218 172V171H216ZM16 173V172H14ZM36 173V172H35ZM72 173V172H71ZM210 173V172H209ZM218 173H221V172H218ZM218 173L216 175H218ZM227 173V172H226ZM231 173V172H230ZM237 173V172H236ZM8 178H11L14 174H12V176L10 177V174H9V171L8 173H4ZM20 174V175H21ZM73 174V173H72ZM109 174V173H108ZM190 174V173H189ZM192 174V173H191ZM223 176L225 175L224 173H222ZM221 174V175H222ZM253 174V173H252ZM261 174V173H260ZM4 175V176H5ZM19 175V174H18ZM110 175V174H109ZM114 175V174H113ZM213 175V174H212ZM211 175V176H212ZM227 175V174H226ZM236 175V174H235ZM15 176V175H14ZM17 176V175H16ZM25 176V175H24ZM76 176H78L76 174ZM118 176V175H117ZM261 176V175H260ZM20 177V176H19ZM40 177V176H39ZM37 177V178H39ZM49 177V176H48ZM47 177V178H48ZM124 177V176H123ZM6 178V177H5ZM36 178V180H37ZM55 178V177H54ZM76 178V177H75ZM78 178V177H77ZM119 178V177H118ZM210 178V177H208ZM215 178V177H214ZM7 179V178H6ZM12 179V178H11ZM16 179V178H15ZM13 178V180H15ZM20 179L22 180V178L20 177ZM40 179V178H39ZM111 179V178H110ZM115 179V178H113ZM121 179V178H120ZM119 179V181H120ZM124 179V178H123ZM212 179V177L210 178ZM8 180V179H7ZM12 180V182H13ZM25 180H27V178H25ZM25 180H23V183L25 184L26 182H24ZM40 180H43L40 179ZM39 180V181H40ZM117 180V179H116ZM115 180V182H116ZM122 180V179H121ZM18 182H16V184L19 183V180L17 179ZM31 181V180H30ZM76 181V180H75ZM117 181V183L119 182ZM126 181V180H125ZM29 182V180H28ZM33 182V181H32ZM42 181H40V184H41ZM57 182V181H56ZM108 182V181H107ZM10 183V182H9ZM30 183V182H29ZM28 183V184H29ZM38 183V182H37ZM36 183V185H38ZM111 183V181H110ZM113 183V181H112ZM123 183V182H122ZM15 184V183H13ZM20 184V183H19ZM35 184V182H34ZM119 184V183H118ZM121 184V183H120ZM1 186V185H0ZM12 184H7L5 183V187L4 190L2 189V187L0 189H2L3 191H0V197L1 199L5 200L7 198V200H10L14 203V199L15 197H13L14 199H11L12 195H11V192L14 191L12 188H11ZM29 185H27L28 187ZM35 186V185H34ZM41 185H39L40 187ZM43 186V185H42ZM49 186V185H48ZM24 187V186H22ZM37 187V186H36ZM34 187V189L36 188ZM52 187V186H51ZM21 188V186H20ZM30 189L32 188L31 186L29 187ZM38 188V187H37ZM45 188V187H44ZM55 188V186H54ZM53 188V189H54ZM28 190V188H25ZM52 189V188H51ZM51 189L49 190V192L51 191ZM52 189V191L54 192V190ZM59 189V188H58ZM58 189L56 192H58ZM38 190V189H37ZM36 190V191H37ZM43 190V189H42ZM31 191V190H29ZM34 191V190H32ZM45 191V190H44ZM16 192V191H14ZM17 192H19V196L20 195H28L30 197V195L28 194V191L26 190H23L21 188V190H17ZM38 192V191H37ZM40 192V190H39ZM30 193V192H29ZM36 193V192H34ZM47 193V191L45 192ZM61 193V192H59ZM14 194V193H13ZM37 194V193H36ZM51 196L52 193H50ZM47 195V196H50ZM63 195V193H61ZM15 195H17V193H15ZM55 195V194H54ZM57 195V194H56ZM66 195V194H64ZM63 195V196H64ZM142 195V194H141ZM19 196L17 197V199L15 200L20 206L23 207L24 205V201L21 200V198H19ZM45 198H46V195H44ZM58 196V195H57ZM67 196V195H66ZM72 196V195H71ZM70 196V197H71ZM111 196V195H110ZM115 196V195H114ZM143 196V195H142ZM11 197V198H10ZM43 197V196H42ZM65 197V196H64ZM68 197V196H67ZM73 197V196H72ZM112 197V196H111ZM44 198V199H45ZM51 198V197H50ZM54 198V197H53ZM148 198V197H147ZM146 198V199H147ZM31 199V197H30ZM49 199V198H48ZM74 199V198H73ZM72 199V200H73ZM115 199V198H114ZM33 200V198H32ZM46 200V199H45ZM63 200V199H62ZM70 200V198H69ZM76 200V199H75ZM74 200V201H75ZM119 200V199H118ZM143 200V199H142ZM1 201V200H0ZM27 201V199H26ZM31 201V200H30ZM34 201V200H33ZM47 201V200H46ZM58 201V200H57ZM73 201V202H74ZM80 201V200H79ZM78 201V202H79ZM114 201V200H113ZM40 202V201H39ZM64 202V201H63ZM72 202V201H70ZM115 202V205L116 206H120L121 208H123L124 204L120 201H114ZM1 203V202H0ZM7 203V202H6ZM33 203V202H32ZM44 202H42L43 204ZM81 203V202H80ZM4 204V203H1L0 204V207L1 205ZM74 204V203H73ZM79 203H77L76 206H78ZM8 205V204H7ZM13 205V204H12ZM15 205V203H14ZM17 205V204H16ZM18 205V206H19ZM27 205V204H26ZM24 205V207L26 206ZM33 205V204H32ZM83 205V204H82ZM70 206V205H69ZM75 206V204H74ZM81 206V205H80ZM85 206V205H84ZM6 207V205H5ZM10 207V206H9ZM8 207V208H9ZM14 206H12L13 208ZM23 207V208H24ZM28 206H26L25 208H27ZM31 206H29V209H30ZM39 207V206H36V208ZM44 207H45V204H44ZM43 206H40V208H44ZM61 207V206H60ZM64 207V206H63ZM62 207V208H63ZM72 207V205H71ZM70 207V208H71ZM86 207V206H85ZM84 207V208H85ZM16 208V206H15ZM19 208V207H18ZM23 208H20L23 209ZM65 208V207H64ZM88 208V207H87ZM87 208L85 210H87ZM92 208V206L90 207ZM1 210L3 209V207L0 208ZM39 209V208H38ZM47 211H48V208H46ZM0 210V211H1ZM12 210V209H11ZM14 210V208H13ZM31 210V209H30ZM53 210V209H52ZM51 210V211H52ZM59 210V208H58ZM66 210V208H65ZM77 210V209H76ZM89 210V209H88ZM91 210V209H90ZM5 211V210H4ZM8 211V210H6ZM24 211V209H23ZM22 211V212H23ZM34 211V210H33ZM53 211H56V210H53ZM63 211V210H62ZM72 211V210H71ZM83 211V210H82ZM39 212V211H38ZM49 212V211H48ZM77 212V211H76ZM75 212V213H76ZM24 213V212H23ZM88 212H86L87 214ZM22 214V213H21ZM30 214V212H29ZM39 214V213H38ZM77 214V213H76ZM99 214V213H98ZM33 215V213H32ZM69 215V214H68ZM97 215V214H96ZM1 216V215H0ZM23 216V215H22ZM35 216V215H33ZM82 216V215H81ZM78 217V215H77ZM85 217V216H84ZM39 218V217H38ZM80 218V217H79ZM71 219V218H70ZM75 219V218H74ZM38 220V219H37ZM77 221V220H76ZM81 221V220H80ZM54 222H56L58 224L55 225L57 226V229H59L58 227H61V223L63 222L61 218H54ZM72 222V221H71ZM21 224V223H20ZM65 225V224H63ZM92 226V225H91ZM20 227V226H19ZM28 229V228H27ZM120 229V228H119ZM19 230V229H18ZM60 231H58L59 233H65V229H59ZM78 231V230H77ZM19 233V232H18ZM67 233V231H66ZM118 233V232H117ZM115 234V233H114ZM114 234H111V236ZM17 234H15L16 236ZM67 235V234H66ZM69 235V234H68ZM83 235V234H82ZM110 235V234H109ZM60 236V235H59ZM129 236V235H127ZM126 236V237H127ZM138 236V235H137ZM63 237V236H62ZM68 237V236H67ZM109 238H111L110 236H108ZM124 237V236H123ZM33 238V237H32ZM38 238V237H37ZM52 238V237H51ZM103 238V237H102ZM34 239V238H33ZM114 239V238H113ZM118 239V237H117ZM120 239V238H119ZM130 239V238H129ZM132 239V238H131ZM136 239V238H135ZM35 240V239H34ZM39 240V239H38ZM37 240V241H38ZM53 240V239H52ZM51 240V241H52ZM97 240V239H96ZM112 240V238L110 239ZM115 240V239H114ZM113 240V241H114ZM121 240V239H120ZM54 241V240H53ZM63 240H61V243ZM69 241V240H68ZM109 241V239H108ZM113 241H110V242H113ZM119 241V240H118ZM133 241V240H132ZM109 242V243H110ZM116 242V241H115ZM120 242V241H119ZM123 242V241H122ZM121 242V243H122ZM125 242H128L125 240ZM36 243V242H34ZM38 243V242H37ZM40 243V242H39ZM47 243V242H45ZM49 243V242H48ZM52 243V242H50ZM100 243V242H99ZM5 244H11L13 246V250L14 252H11V251H8V250H11V249H7V254H8V257L7 258H2V261H3V264H11L13 263V260H14V257H16L17 259H21L20 261L22 263L26 262L24 256H20L19 255H16L18 252H27V247H25V242L23 241L22 243H20V241H18L17 239H13V240H10L8 242H5ZM43 244V243H42ZM56 247L58 246V243H56ZM98 244V243H97ZM111 244V243H110ZM116 245V243H114ZM112 244V245H114ZM135 244V243H134ZM133 244V245H134ZM169 244V243H168ZM118 245V243H117ZM126 245V244H125ZM128 245V244H127ZM137 245V244H136ZM31 246V245H30ZM103 246V245H102ZM121 246V245H120ZM19 247H23L21 249H18ZM25 247V248H24ZM37 247V246H36ZM55 247V248H56ZM107 247V246H106ZM118 247V246H117ZM129 247V246H128ZM131 247V246H130ZM100 248V247H99ZM124 248V247H123ZM57 249V248H56ZM59 249V247H58ZM97 249V248H96ZM108 249V247H107ZM130 249V248H129ZM132 249V248H131ZM31 250V249H30ZM55 250V249H54ZM45 251V250H44ZM67 251V250H66ZM98 251H101V250H98ZM110 251V250H109ZM108 251V252H109ZM53 252V251H52ZM126 252V251H125ZM30 253V252H29ZM112 253V251H111ZM113 255H116L113 253ZM138 255V254H137ZM72 256V255H70ZM35 257V256H34ZM97 257V256H96ZM99 257V258H98ZM96 259V263L95 264H101V260L103 259L102 255L98 256ZM95 258V257H94ZM130 258V257H129ZM9 259V263L7 262ZM123 259V257H122ZM38 260V259H37ZM62 260V259H61ZM64 260V259H63ZM91 260V259H90ZM89 260V261H90ZM124 260V259H123ZM103 261V260H102ZM88 262V261H86ZM85 262V263H86ZM94 262V261H93ZM125 262V261H124ZM132 262V261H131ZM40 263V261H39ZM30 264V263H28ZM38 264V263H37ZM90 264V263H89Z\"/></svg>",
	"mask_w": 264,
	"mask_h": 264
}]
</instances>
